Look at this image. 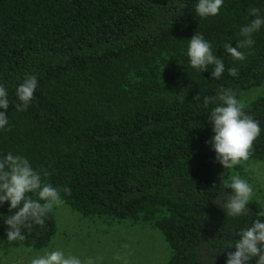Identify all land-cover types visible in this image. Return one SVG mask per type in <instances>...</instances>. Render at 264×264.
<instances>
[{"label":"trees","instance_id":"1","mask_svg":"<svg viewBox=\"0 0 264 264\" xmlns=\"http://www.w3.org/2000/svg\"><path fill=\"white\" fill-rule=\"evenodd\" d=\"M184 4L183 7L181 5ZM195 0H0V83L9 90L8 130L0 154L28 157L43 177L70 194L64 204L83 217L147 223L170 249L163 264H225L221 245L264 211L250 201L248 217L232 218L223 203L230 192L209 141L213 135L204 96L232 88L242 97L264 81V28L243 62L225 53L235 46L248 9L264 0H225L206 19ZM203 33L225 63L220 79L200 73L187 56L188 41ZM237 66L232 77L227 68ZM39 86L26 111H17L15 86L25 74ZM243 102V101H242ZM264 128V95L243 102ZM264 165V132L248 161ZM248 163V162H246ZM0 207V239H6ZM56 231L54 212L25 241L47 246ZM233 235V236H232ZM222 250V251H221ZM248 264H255L254 260Z\"/></svg>","mask_w":264,"mask_h":264},{"label":"clouds","instance_id":"2","mask_svg":"<svg viewBox=\"0 0 264 264\" xmlns=\"http://www.w3.org/2000/svg\"><path fill=\"white\" fill-rule=\"evenodd\" d=\"M225 0H195L194 13L200 18L215 17L220 13ZM184 4L181 5L183 7ZM252 17L250 22L240 26L235 46L225 42L223 49L234 61H245L247 52L255 45L254 34L264 28V12L258 7L248 9ZM187 56L191 67L202 73L211 68V77L221 78L226 68L224 60L213 51L212 43L203 33H194L188 41ZM230 76L239 74L237 66L227 68ZM39 86L36 75L26 73L22 81L15 86V96L19 101L17 111H26L35 98ZM10 98L9 90L0 83V130H8ZM214 105L209 113L213 135L209 143L215 152L216 161L224 169H234L246 163L253 150V142L261 136L264 128L261 121L245 111V105L232 88H221L214 96H204L205 108ZM50 173L33 167L31 161L22 154L11 151L0 154V207L7 204L8 213L3 217L6 225L5 236L8 242L25 241L36 226L43 228L49 213L61 204L64 194H70V188L63 189L47 183L43 177ZM222 187L230 190L225 194L223 203L215 201L232 218L248 217L251 213L250 201L254 199V188L248 180L239 174L230 179L222 178ZM238 238L222 244V250L233 247L227 252L225 264H264V211L256 214L250 223L238 228L234 233ZM233 236V235H232ZM221 250V251H222ZM215 261V260H214ZM213 261V264H214ZM29 264H97L89 257L82 260L78 255L66 253L61 248H48L42 254H35Z\"/></svg>","mask_w":264,"mask_h":264},{"label":"rangeland","instance_id":"3","mask_svg":"<svg viewBox=\"0 0 264 264\" xmlns=\"http://www.w3.org/2000/svg\"><path fill=\"white\" fill-rule=\"evenodd\" d=\"M264 95V81L245 91L242 101ZM239 174L254 188V199L264 205V165L247 161ZM56 231L51 242L41 248H29L0 239V264H29L35 254L48 248L89 257L97 264H163L170 249L155 227L141 222H110L97 217H83L64 203L54 209Z\"/></svg>","mask_w":264,"mask_h":264}]
</instances>
